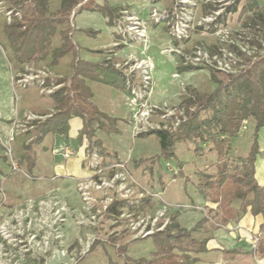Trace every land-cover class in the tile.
<instances>
[{"label": "rangeland", "instance_id": "1", "mask_svg": "<svg viewBox=\"0 0 264 264\" xmlns=\"http://www.w3.org/2000/svg\"><path fill=\"white\" fill-rule=\"evenodd\" d=\"M75 1L66 22L56 25L47 53L16 71L13 81L17 83L16 79L26 74L31 82L26 85L35 86L41 97L53 95L60 86L55 79L67 78L74 61L69 52L56 65L50 63L52 51L62 44L58 30L64 28L69 30L79 57L91 49L93 57L118 72L125 86L128 115L119 123L115 120L119 133H106L93 123V137H83L78 153H73L74 144H68L72 154L81 157L85 171L75 179L29 175L20 162L23 150L20 154L13 149L11 134L5 141L0 139L4 171L0 173V264L121 262L114 244L125 245V253L131 257L134 246L138 255L145 254L152 242L147 241L145 247L146 232L171 223L190 230L199 217L206 226H193L191 234L205 241L207 225L218 216L216 209L188 199L192 183L197 182L196 171H215L212 164L217 158L210 146L206 144L204 152L196 155L193 142L179 141L175 156L165 159L158 137L147 131L174 129L185 115L184 99L197 92H213L217 85L210 78L211 67L236 73L264 54L261 24L256 11L249 8L250 4L264 5V0ZM104 3L111 7L109 13L99 11ZM46 4V13L59 15L61 0H46ZM244 4L247 9L239 17ZM39 5V0H0V34L5 23L14 17L22 19ZM8 11L12 13L8 15ZM142 29L144 37L138 35ZM0 44L15 65L5 39L0 37ZM132 95L136 106L127 99ZM141 110L148 112L147 117L133 119L135 111L139 114ZM36 120L30 118L24 129L31 131L28 127ZM243 124L231 141L232 157L245 155L249 149L253 121L247 119ZM22 128L17 132L26 131ZM101 132L119 142V151L103 147V154L97 152V134ZM178 160L187 183L182 177L174 178ZM13 163L17 169L12 168ZM114 201L116 213L108 211ZM233 204L238 206L239 201ZM258 233L251 235L254 246ZM94 241L100 242L90 250Z\"/></svg>", "mask_w": 264, "mask_h": 264}, {"label": "trees", "instance_id": "2", "mask_svg": "<svg viewBox=\"0 0 264 264\" xmlns=\"http://www.w3.org/2000/svg\"><path fill=\"white\" fill-rule=\"evenodd\" d=\"M87 2L81 7L85 8ZM76 3L75 0H61L59 15H55L52 11L46 13V0H39L40 5L35 11L25 14L22 19L14 17L10 23H5L3 32L14 61L22 64L44 56L56 31V25L66 22ZM98 8L102 13L112 10L106 3ZM249 8L256 11L255 17L261 24L264 42V5L255 3L250 4ZM246 9L247 5L244 4L238 16H242ZM68 32L64 28L58 30L62 44L52 51L50 63L55 65L61 56L71 52L74 54L72 71L67 78L55 79L56 85H60L53 93L57 103L56 110L36 123V137L23 147L20 162H24L29 175L32 174L36 161L32 143L42 139L47 133L66 137L68 120L71 117L82 120V127L78 132L79 140L83 136L88 140L92 139L95 130L93 123L106 133L120 132L115 125L116 119L100 111L91 101L92 91L86 80L99 81L124 91L121 77L113 67L104 62H93L79 57ZM210 78L217 85L215 90L209 93L197 92L195 96L184 99L185 115L174 129L155 128L148 130L147 134L158 137L160 154L165 159L175 156V144L179 141L193 142L192 152L196 155L204 152L206 144L210 146L209 151L214 152L217 158L212 164L215 171L197 170L195 183L196 192L205 201L216 204L218 216L210 226L213 229L224 226L230 220L238 219L249 208L252 215L262 217L259 238L251 252L264 256V185H260L255 176V162L260 155L259 130L264 124V54L249 61L236 73L211 67ZM247 119L253 121L249 149L245 155L232 157L231 141L238 137L240 128ZM96 145L97 152L103 154L104 149L99 139L96 140ZM176 165L178 169L174 178L182 177L184 183L189 182L183 173L182 162L178 160ZM0 173L3 175L1 169ZM237 200L239 205L235 206L233 202ZM116 210L114 201L108 211L116 213ZM172 226L176 229L173 230ZM194 228L187 230L171 223L153 231L148 235L154 246L149 258L131 257L125 253V245L114 244L115 253L122 257V261L109 259L107 264H192L198 260L194 254L206 250L205 241H199L192 236ZM99 242L94 241L90 250Z\"/></svg>", "mask_w": 264, "mask_h": 264}, {"label": "crops", "instance_id": "3", "mask_svg": "<svg viewBox=\"0 0 264 264\" xmlns=\"http://www.w3.org/2000/svg\"><path fill=\"white\" fill-rule=\"evenodd\" d=\"M4 25L1 27L0 37L6 41L3 32ZM2 44H4V41H2ZM6 52L0 44V139L5 141L7 136L11 134L12 138H14L11 143L13 149L22 154L24 145L32 141L37 135L36 123L49 116L48 111L54 112L57 103L54 95L41 97L37 93L35 86H25L15 83L13 76L16 71L25 68L32 61H26L22 64L15 62L14 65L8 60ZM82 57L89 61H98V59L92 56L91 49L84 51ZM86 83L92 91L91 101L100 111L117 119L118 123L120 119L127 117L128 108L125 104L126 97L124 91L95 80L87 79ZM33 117L37 118V120L34 124L29 125L28 129L31 131H27L24 128L28 120ZM13 122H19V124L15 127V125L12 126ZM68 124L69 128L66 137L60 134L47 133L44 134L42 139L32 143V148L36 155L35 167L33 168L34 174L43 176H67L71 179L84 176L85 171L82 167V159L80 156L72 154L70 157L64 158L60 154H55L53 151L59 144L63 143L68 145L70 143L75 145V148L72 149L73 153H78L81 147L79 145L82 144L84 137L81 140L78 138V132L82 127V120L79 117H71L68 120ZM20 126L26 131L23 133L21 130L17 132V128ZM10 127L11 130L9 129ZM101 134L100 136L97 134V136L102 142V147L111 151H119V142L113 141L109 137L110 134L108 136L104 132H101ZM13 135L15 136L13 137ZM258 141L260 155L255 162V176L258 183L264 185V126L259 130ZM2 152V146L0 145V154ZM0 169L3 171L1 166ZM64 181L67 180L64 179ZM189 193L191 194L188 198L189 201H193L200 206L216 208V204L205 201L196 192L195 184L192 183V189ZM200 219L199 217L197 220L199 221L198 224L194 223L189 228L193 229V226L201 225L202 222H200ZM261 222V215H252L248 208L238 219L230 220L224 226L213 229L210 225H207L209 231L206 237L207 239L205 240L206 250L194 254V256L198 257V260L192 264H264V256L257 257L251 252L254 248L251 235L258 233ZM202 226L206 225L202 224ZM149 240L150 242L152 241L149 236L144 239L146 243L145 247H148L147 241ZM134 248V254L132 255L134 258H149L154 251L152 242L145 254L138 255L135 246Z\"/></svg>", "mask_w": 264, "mask_h": 264}, {"label": "built area", "instance_id": "4", "mask_svg": "<svg viewBox=\"0 0 264 264\" xmlns=\"http://www.w3.org/2000/svg\"><path fill=\"white\" fill-rule=\"evenodd\" d=\"M10 13H12V12L11 11H8L7 12L8 15ZM143 33H144V30L142 29V31H140L138 35H140V37H144V34ZM149 65L151 66V64H148L147 63V65H146L147 66V69H150V66ZM16 82L19 83V84H21V85H26V84L31 83V82H29V80H27V75L26 74H23L21 77L17 78L16 79ZM127 99H129V101H130L131 104H133L134 106H136L137 99H136V97L134 95L128 96ZM147 114H148V112H146L144 110H141L139 112V114H138V111H135V113L133 114V117L132 118L133 119H136V118H139V119L145 118V117H147ZM242 126L244 127V124H242ZM53 151H54L55 154H60L64 158H68V157H70L72 155V151H71L70 147L67 144H63V143L62 144H59ZM96 165H97V162H96ZM12 168L13 169H17L15 163L12 164ZM163 227H161L160 229H162ZM152 232L153 231L146 232V234L149 235Z\"/></svg>", "mask_w": 264, "mask_h": 264}]
</instances>
